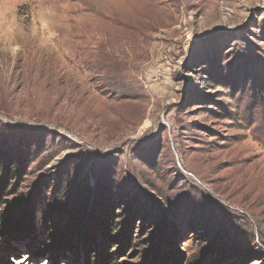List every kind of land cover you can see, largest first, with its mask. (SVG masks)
Masks as SVG:
<instances>
[{
	"label": "rangeland",
	"instance_id": "1",
	"mask_svg": "<svg viewBox=\"0 0 264 264\" xmlns=\"http://www.w3.org/2000/svg\"><path fill=\"white\" fill-rule=\"evenodd\" d=\"M0 171V264H264V0H0Z\"/></svg>",
	"mask_w": 264,
	"mask_h": 264
},
{
	"label": "trees",
	"instance_id": "2",
	"mask_svg": "<svg viewBox=\"0 0 264 264\" xmlns=\"http://www.w3.org/2000/svg\"><path fill=\"white\" fill-rule=\"evenodd\" d=\"M1 172V171H0ZM4 175H6L8 173V171L3 172ZM5 176H0V196L2 194V191L4 190V188L6 187V181H5ZM2 206L1 203V199H0V208ZM68 229L66 230L67 233L64 240L62 242V244L66 245L68 248H71L73 246L74 243L79 242L82 238V242L84 244L85 247V251L86 252H90L91 255V251L93 248V239L92 236L90 235V231H93L94 229H97L100 231V234L103 235V237L105 238V240H109V232L110 230H113V221H112V213L110 214L109 212H105L102 216V220H97L96 226L95 225H89L87 227H84L82 225V221L83 219H85V214H84V209L79 208V210L74 209L72 211L68 212ZM86 220V219H85ZM32 228V220L30 221H25V223L22 226V229H26V228ZM86 228V229H85ZM82 236V233H84ZM125 236V235H124Z\"/></svg>",
	"mask_w": 264,
	"mask_h": 264
},
{
	"label": "bare ground",
	"instance_id": "3",
	"mask_svg": "<svg viewBox=\"0 0 264 264\" xmlns=\"http://www.w3.org/2000/svg\"><path fill=\"white\" fill-rule=\"evenodd\" d=\"M148 6H149V5H148ZM150 6H151V5H150ZM147 8H148V7H147ZM140 10H142V12L144 11L142 8H141ZM139 12H140V11H139ZM142 14H144V15H146V16L148 15V14H147V11H145V12L142 13ZM142 14H141V15H142ZM141 15H139V16H141ZM141 21H142V20H141Z\"/></svg>",
	"mask_w": 264,
	"mask_h": 264
}]
</instances>
